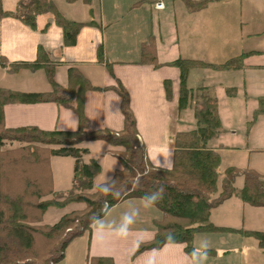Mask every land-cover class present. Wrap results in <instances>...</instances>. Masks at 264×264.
<instances>
[{"label":"crops","instance_id":"0c3cea01","mask_svg":"<svg viewBox=\"0 0 264 264\" xmlns=\"http://www.w3.org/2000/svg\"><path fill=\"white\" fill-rule=\"evenodd\" d=\"M17 1L13 7L2 6L12 11ZM55 4L58 11L71 21L95 23L83 25L76 35L75 43L65 45L62 27L56 24L53 14L39 16L35 28L12 16L1 17L0 56L5 57L8 63H13L33 61L37 56L45 55L47 59L60 63L55 70V80L59 84L66 83L67 67L77 66L91 85L102 88L85 93L83 111L88 121L86 130L89 132L100 129L119 132L123 129L121 99L112 88L120 83L128 92L138 138L150 166L170 169L175 136L196 129V125L185 129L181 121L182 112L178 108L180 70L170 62L181 58L221 64L248 52L242 58V66L232 68L228 73L226 70H201L202 73H212L218 83H209L204 78L193 83L194 71H197L193 68L187 74L186 85L193 92L202 87L216 99L218 91L226 96L233 86L239 89L250 86L256 97L264 96V0H217L194 10L189 9L182 0H165L161 10L153 8L152 0H77L73 3L55 0ZM144 45L148 46L146 53L154 55V61L143 53ZM249 74L252 79L248 81ZM20 75L24 77L20 78L21 86H17L13 77ZM0 80V87L13 91L28 93L50 90L43 69L10 74L0 66ZM221 99L224 100L223 97ZM194 102L192 97V112ZM217 111L220 112L219 107ZM3 114L7 128L34 126L46 131H75L78 128V117L74 111L54 102L9 103L4 106ZM218 137L209 141L211 144L207 146L216 149L220 155L221 146L230 145H217ZM245 146L254 152L252 155L258 157L248 169L264 176V113L253 122L250 145ZM80 147L89 151L83 157L85 162L91 159L99 162V157L91 156L92 153H99L97 149L94 151V147H99L101 158L112 157L115 161L113 173L119 168V161L114 155L117 147L110 146L106 141L83 142ZM56 157L61 159L59 161L71 158ZM71 160L58 162L63 175L66 173L63 182L62 178L52 173L56 192L63 193L71 187L74 165L73 158ZM99 181L96 176L94 183ZM237 197L230 196L239 201L240 208L237 206L236 209L241 211V215L238 219L235 216V224L242 226L239 230L264 232V207L253 206ZM126 212L134 214L133 222L128 225L125 235L118 236L116 230ZM161 218L160 210L153 205L146 207L143 199H124L109 207L94 221L88 234L73 240L65 249L62 261L57 264H74L72 254L79 246L82 249L81 264H88L91 258L99 257L111 258L114 264H193V252L198 250L202 239L209 237L222 240L209 243L208 255L203 264H243L244 240L235 238L233 243L227 242L225 237L228 233L223 230L197 233L192 241L191 252L186 250L185 243H166L157 249L144 250L132 258L139 243L154 238L156 222ZM228 220L231 219L224 218L222 221L226 222L216 224L209 216V221L217 228L227 229L232 225ZM246 225L248 227L245 229ZM230 234L242 237L238 232ZM253 239L252 245L259 248L258 239ZM221 245L225 249H221ZM259 249L264 256V247ZM245 264H264V261H246Z\"/></svg>","mask_w":264,"mask_h":264},{"label":"trees","instance_id":"16d2710c","mask_svg":"<svg viewBox=\"0 0 264 264\" xmlns=\"http://www.w3.org/2000/svg\"><path fill=\"white\" fill-rule=\"evenodd\" d=\"M73 3L77 0H66ZM88 2L89 0H83ZM191 10L217 0H182ZM53 14L57 25L63 30V43H75L79 29L90 22H74L65 18L57 9L55 0H18L16 8L5 10L0 0V18L12 16L35 28L36 20L41 15ZM143 53L154 61V55ZM229 59L221 64H211L193 59H177L170 64L180 70V89L178 108L191 105L193 90L186 85L187 74L194 67H212L215 69H232L242 66L244 55ZM101 59V53H99ZM60 63L47 59L45 55L37 56L33 61L8 63L0 56V66L7 73L14 74L21 70L43 69L50 85L47 92H18L0 87V264H56L64 257L67 246L77 237L89 233L94 221L116 203L127 198H141L163 189V196L152 205L162 213L156 222V233L151 241L139 243L132 258L144 250L157 249L166 243H185L186 250L192 251V241L197 233L217 230L209 221L210 211L224 199L233 194L244 202L254 206H264V176L252 169L226 168L219 170V153L208 147V142L216 138L221 129L217 111V100L207 90L200 87V100L193 106L196 129L178 133L174 138L173 162L170 169L150 166L136 129V121L130 108L129 95L118 83L112 87L120 96L123 129L113 132L107 129L87 131L88 121L84 115V97L90 90L102 88L93 86L75 65L66 69V83L55 80V70ZM54 102L68 107L78 117L75 131L41 130L34 126L7 128L4 124L3 108L9 103ZM264 108V101H261ZM103 140L110 146L119 148L114 155L119 161V168L111 177L112 191L104 194L94 183L100 171L96 159L88 162L83 157L88 149L80 144L88 141ZM6 142H17L11 150L4 149ZM71 157L74 160L71 188L60 192L53 188L50 160L52 157ZM41 164V165H40ZM23 165L42 166L45 178L33 179L31 172ZM8 169H4V167ZM145 166L149 169L146 170ZM36 167V166H35ZM10 168L13 170L11 171ZM20 168V170L18 169ZM18 171V172H17ZM17 173L22 177L18 183L20 190L14 193L10 184L17 180ZM18 174V175H19ZM243 175L244 183L240 189L233 185L235 176ZM220 178V187L217 181ZM6 183V184H5ZM21 183V184H20ZM94 190L95 200L74 190ZM220 189V190H219ZM14 193V195H13ZM218 193L217 196H214ZM119 194V195H117ZM49 196L48 198H46ZM84 204L83 208L64 214L53 224L37 225L50 207L63 208L69 204ZM258 239L259 246L264 247V232H247ZM172 239H168V234ZM88 264H114L111 258H91Z\"/></svg>","mask_w":264,"mask_h":264},{"label":"rangeland","instance_id":"374dc122","mask_svg":"<svg viewBox=\"0 0 264 264\" xmlns=\"http://www.w3.org/2000/svg\"><path fill=\"white\" fill-rule=\"evenodd\" d=\"M16 1L17 0H2V4L4 7L9 8V7H13V5ZM247 42H249V41H247ZM244 53H248V52H244ZM194 68L197 71H194L195 79H193V83L200 80L201 78H204L209 83H214V82L218 83V79L212 73H202L201 70H210L211 72H212V70L213 71H219V70L225 71L226 70L227 73H228V71H232L229 68H227V69H215L212 67H207V68L206 67H194ZM192 70H193V68H192ZM210 71H207V72H210ZM260 74H262V73H260ZM197 75H199L200 77L198 78ZM22 77H24V75H20L18 77H13L14 81L17 83L16 84L17 86H21L20 78H22ZM245 77L247 78V76H245ZM251 79H252V76H251V74H249L248 81ZM230 81L232 83L231 85L233 86V84H234L233 79ZM229 89L230 90L227 91L228 94H226V96L222 93L220 94V92L218 91L217 92L218 98L216 99L218 101L217 108L219 107V109H220V112L218 113L220 116L219 120L222 123L220 132L218 134L219 137L216 140L218 142L217 145H219V143H222L223 145H230L229 147L221 146V148H220L221 152L219 155V169L222 170V171H220L221 173H223V171L228 167H234L237 169H240V168L248 169L251 167V165H254V162H255V160H257L258 157H257V155H252V154H254V152H251L250 149L246 148L245 145H247V144L250 145V132H251V126H252L253 122L256 121V119L261 114L264 113V108H263V110L260 113L256 114L258 112V110L262 107L261 101H264V96L259 97V98L256 97L255 92L251 90L250 86H244L243 88H240V89H239V87L233 86V88H229ZM201 94H205V92L195 91L192 93V97L195 99V102H198V100H200ZM222 97L224 98V100L221 99ZM195 102H194V104H195ZM181 112H182L181 113V121L184 123L185 129H191L192 127H194L196 125V121H195V118L193 116L192 106L190 105L184 109H181ZM229 125H231V126H229ZM222 128H223V130H222ZM235 130H236V132L232 133ZM96 141H103V140H96ZM216 141H213V142L216 143ZM208 144H211V143L209 142ZM17 146H18L17 142H6L4 149L7 148L6 150H11V149L16 148ZM92 146H98V145H92ZM96 149L100 153L99 147H94V151ZM118 150H119V148L116 149V151H118ZM99 153H92L91 154L92 157H94V156L99 157V162L101 163V168H100L99 173L97 174V178L102 180V178L105 175L112 177L111 175L113 173V169H114L115 164H116L115 161L112 159V157L104 156L101 158L99 156ZM59 160H61V159H59L58 157L52 158V164H53V172L52 173H54L58 177L62 178V182H63L66 173H64V175H63V169L60 165H58L59 164L58 162H72V160H71V158L64 159V161H59ZM23 167L27 168L28 171L31 172L33 179H36L38 176L36 173L37 168H42V169H39L37 172H38V174L41 175L40 178H42V179L45 178V169L42 166L39 167L38 165H34L31 167H27V166L23 165ZM4 169L9 170V168L7 166L4 167ZM18 169L20 170V168H18ZM145 169L148 170L149 167L147 168L145 166ZM10 170L12 171L13 169L10 168ZM18 174L19 173H17L15 175L18 178L17 180L12 182L11 184L9 182L7 183V185H12L14 193L16 191L20 190V185H19L18 181H19V179H21L22 175L21 174L18 175ZM220 181H221L220 178H218V181H217L218 188L221 185ZM243 183H244V176L243 175L235 176L234 181H233V185L235 188L240 189L243 186ZM56 189L58 190V187ZM93 191L94 190H91V191L85 190L84 191V189L74 190L75 193H82V194L88 196L89 198L95 200L97 193L96 192L92 193ZM14 193H13V195H14ZM217 195H218V193H216L214 196H217ZM234 196L236 197L238 195L233 194V195H231V198H235ZM48 197L49 196H47L46 198H48ZM54 198H59L60 200H62L63 198H65V193L63 192L62 194H60V197L55 196ZM229 198L224 199L222 202L223 203L225 202V203L222 204V202H221V204H222L221 206L217 205L216 207L213 208V209H215V208L216 209L213 210L212 213H210L211 214V215H209L210 219L213 218V222L216 224L226 222V221H222V219H224V218L225 219H231L228 221L230 223H232V225L230 224V226H228L227 229L218 228L217 230H219V231L223 230L224 232L228 233L227 237H225L227 242L233 243L232 241H234L235 238H237V239L240 238V239L244 240V243H243L244 244V248H243L244 252H243V256H242L243 264H245L246 261L247 262L258 261L261 263L262 261H264V256L261 253V249H259L260 247L254 248V245H252V243H251V242H254V239H253V238H255L254 235H252L251 233H249L250 235H248L243 230H239V228H241L242 226L240 224H235L236 223L235 222V216H236V219H238L239 216L241 215V211H238V209H236L238 207L240 208V206L238 205L239 201H236V200L231 199V198L229 199ZM241 201H243V200L241 199ZM83 206H84V204L80 203V204H69L63 208L50 207L44 213L42 220H40V222H37V225L53 223L56 218H58V217L60 218L64 214L69 213L70 211H72V209H74V210L75 209H81V208H83ZM247 219L249 220V218H247ZM245 227H248V226L246 225V226H244V228ZM234 229H237V230H234ZM210 232H207V233H210ZM237 232H238V234H241L242 237L237 235V234L235 235L237 237H234L230 234V233H232L234 235V233H237ZM247 232H250V231H247ZM222 238H224V237H222ZM207 240L210 243V242H213V240L220 241L222 239L219 237H209V238H207ZM77 242H79V241H77ZM75 244H77V243H75ZM79 247H76V251H74V253L72 254L71 259H73L74 264H81L80 252H82V249H79ZM220 248L225 249L224 247L222 248V245L220 246ZM73 250H74V247H73Z\"/></svg>","mask_w":264,"mask_h":264},{"label":"clouds","instance_id":"9594fccd","mask_svg":"<svg viewBox=\"0 0 264 264\" xmlns=\"http://www.w3.org/2000/svg\"><path fill=\"white\" fill-rule=\"evenodd\" d=\"M97 189L99 191H101L104 194H110L112 191V183H111V177L105 175L101 181H99L96 185ZM119 195V194H117ZM163 196V189L160 188L159 190H157L156 192L151 193L150 195H146L144 197V201H145V206H149L152 205L156 200H158L159 198H161ZM135 212V210H133V213ZM133 213H124V215L122 216V222L120 223V225L118 226L117 230H116V234L118 236H123L126 234L127 229H128V225H130L133 222ZM172 234L169 233L168 234V239L171 240ZM210 244L209 241L205 238L202 239L199 242V246H198V250L193 252V264H203V261L207 258L208 255V250H209Z\"/></svg>","mask_w":264,"mask_h":264},{"label":"built area","instance_id":"2783aa9c","mask_svg":"<svg viewBox=\"0 0 264 264\" xmlns=\"http://www.w3.org/2000/svg\"><path fill=\"white\" fill-rule=\"evenodd\" d=\"M165 0H152V6L154 9L161 10L164 8Z\"/></svg>","mask_w":264,"mask_h":264}]
</instances>
